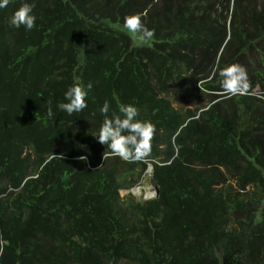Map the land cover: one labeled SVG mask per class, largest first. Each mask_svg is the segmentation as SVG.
<instances>
[{"label": "trees", "instance_id": "trees-1", "mask_svg": "<svg viewBox=\"0 0 264 264\" xmlns=\"http://www.w3.org/2000/svg\"><path fill=\"white\" fill-rule=\"evenodd\" d=\"M24 3L30 31L9 23ZM232 64L249 94L223 93ZM89 83L82 112L57 107ZM105 101L155 126L149 159H103ZM147 174L158 193L139 200ZM0 249V264H264V0L0 9Z\"/></svg>", "mask_w": 264, "mask_h": 264}, {"label": "clouds", "instance_id": "clouds-1", "mask_svg": "<svg viewBox=\"0 0 264 264\" xmlns=\"http://www.w3.org/2000/svg\"><path fill=\"white\" fill-rule=\"evenodd\" d=\"M10 3L11 0H0V9L8 7ZM34 7L35 5L30 3L22 4L10 18V25L17 28L24 26L26 30H32L36 21L33 14ZM124 27L131 33L139 34L143 41L151 40L154 36V31L148 29L138 15L126 17ZM218 74L222 78L223 93L229 98L249 94L251 85L244 66L232 64L219 69ZM91 88V83L87 85V90L79 85L70 87L64 94L67 102H61L57 107L69 116L82 112L88 106L86 97ZM109 110L110 104L105 101L100 109L105 118L96 135L98 142L106 145L108 149L103 153V159L119 157L129 163L149 159L152 151L151 142L156 133L155 126L148 121L138 119L139 109L134 105L120 107V114L113 112L111 117L108 115ZM48 115L53 116L51 106L48 108ZM78 159L87 162V156L82 155ZM0 255H2V249H0Z\"/></svg>", "mask_w": 264, "mask_h": 264}, {"label": "rangeland", "instance_id": "rangeland-1", "mask_svg": "<svg viewBox=\"0 0 264 264\" xmlns=\"http://www.w3.org/2000/svg\"><path fill=\"white\" fill-rule=\"evenodd\" d=\"M155 190H156V188L151 183L149 174L143 176L141 178L140 182L131 189L134 196L139 200L140 199L146 200V199H150V198L155 197L156 196ZM128 192H129V190H122L121 194L125 195Z\"/></svg>", "mask_w": 264, "mask_h": 264}, {"label": "water", "instance_id": "water-1", "mask_svg": "<svg viewBox=\"0 0 264 264\" xmlns=\"http://www.w3.org/2000/svg\"><path fill=\"white\" fill-rule=\"evenodd\" d=\"M155 191H156V195H157V193H158V190H157V188H156V190H155Z\"/></svg>", "mask_w": 264, "mask_h": 264}]
</instances>
